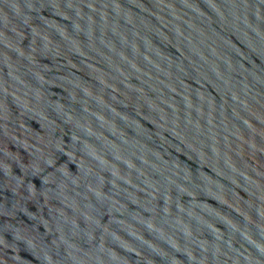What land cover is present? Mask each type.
Wrapping results in <instances>:
<instances>
[{"label": "water", "instance_id": "95a60500", "mask_svg": "<svg viewBox=\"0 0 264 264\" xmlns=\"http://www.w3.org/2000/svg\"><path fill=\"white\" fill-rule=\"evenodd\" d=\"M0 264H264V0H0Z\"/></svg>", "mask_w": 264, "mask_h": 264}]
</instances>
